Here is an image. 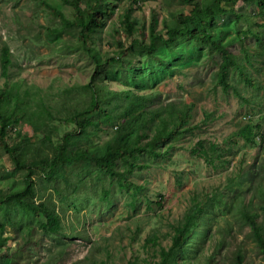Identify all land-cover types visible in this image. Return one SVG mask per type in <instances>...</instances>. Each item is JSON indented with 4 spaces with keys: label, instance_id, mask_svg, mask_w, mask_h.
Instances as JSON below:
<instances>
[{
    "label": "rangeland",
    "instance_id": "rangeland-1",
    "mask_svg": "<svg viewBox=\"0 0 264 264\" xmlns=\"http://www.w3.org/2000/svg\"><path fill=\"white\" fill-rule=\"evenodd\" d=\"M46 1L59 7L66 16L72 15V8L61 0ZM128 4L136 22L145 26L152 11L156 12L161 25L162 19L172 22L170 11L189 8L182 0H117L114 17ZM225 6L233 7L236 12L219 17L212 26L202 29L230 47L247 73L248 80H245L235 69L230 70V85L226 89L215 76L220 54L192 39L180 38L173 51L159 46L153 53L165 62L145 53L146 32L126 35L120 31L119 40L127 48L119 62L105 61L118 48L116 33L104 31L100 41L95 43L101 60L105 61L99 73L102 80L117 89L131 85L142 91H156L158 99L164 102L192 101L196 104L194 124L198 126L176 139L168 154L153 159L145 156L143 161L148 165L136 169L130 177L141 186L136 192L134 185L121 188L116 180L110 183L107 178L89 177L86 180L89 184L80 194L89 195L90 200L77 210V218L72 216L74 209L69 203L53 198L56 208L63 209L66 223L73 222L80 227V234L75 230L69 236L57 235L59 241L65 240L66 244L54 264H77L80 260L81 264H149L156 258V243L170 242V225L190 205L193 196L200 197L205 192L214 193L215 201L219 202H212L205 211L210 234L195 264L208 263L212 251L215 257L211 263L232 264L236 249L242 250L250 264H262L260 252L248 234L249 225L239 215L236 204L242 196L251 197L253 208L264 221V196L253 193L257 179L250 184L251 179L246 177L250 163L264 162V14L259 13L254 4L242 0L225 3ZM57 20L40 0H0V46L7 43L12 51L11 72L33 86L44 89L51 86L54 91L87 82L94 69L92 58L73 33L64 32L59 40L47 39L43 25ZM2 79L0 77V82ZM206 113L208 119L204 120ZM246 123L253 126L258 123L263 139L257 136L252 144L244 143L236 130ZM22 128L34 135L29 126ZM106 133L110 134L111 129ZM103 139L104 135L100 141ZM198 139L205 147L210 142L221 147L225 162L220 163L215 158L210 164L193 154L190 149ZM10 170L9 159L0 150L2 190L6 187L3 177ZM12 175L17 181L21 179L19 171ZM103 186L109 188L106 198L102 194ZM210 214L215 216L211 218ZM78 220L82 222L77 223ZM5 233L11 235L12 232ZM149 236L154 237L155 244L146 242ZM218 242L222 243L219 250L215 249ZM49 255L52 252H41L37 257L43 260Z\"/></svg>",
    "mask_w": 264,
    "mask_h": 264
},
{
    "label": "trees",
    "instance_id": "trees-1",
    "mask_svg": "<svg viewBox=\"0 0 264 264\" xmlns=\"http://www.w3.org/2000/svg\"><path fill=\"white\" fill-rule=\"evenodd\" d=\"M61 1L72 8L71 16L40 0L47 12L58 18L57 22L44 24L43 28L48 40H59L64 32L74 34L94 62L93 74L87 82L56 91L51 86L47 89L33 86L11 72L12 51L7 43L0 46V77L3 78L0 82V150L7 155L12 168L3 177L5 190L0 188V264H54L66 244L65 240L59 241L57 235L69 236L75 230L80 234V227L73 222L66 223L63 209L56 208L53 198L69 203L74 209L72 216L77 218V210L90 200L89 195L80 194L89 184L86 181L89 177L107 178L110 183L116 180L121 188L134 185L136 192L141 186L130 177L136 169L148 165L143 161L145 156L153 159L168 154L176 139L198 126L194 124L196 104L192 101L164 102L158 99L156 91H142L131 85L117 89L102 80L99 73L105 61L119 62L126 54L127 47L118 37L120 31L126 35L146 32L145 53L162 62L164 59L153 52L159 46L173 51L180 38L209 45L220 54L215 76L224 89L230 85L228 74L232 69L248 80L237 54L216 41L211 32L202 29L212 26L219 17L235 13L236 9L226 7L225 3L235 4L240 0H182L189 8L170 11L172 22L162 19L160 25L156 12L152 11L146 26L136 22L130 4L114 17L117 0ZM242 2L254 4L259 13L264 14V0ZM104 31L117 34L118 48L102 61L95 43L100 41ZM207 119L208 113L204 114V120ZM24 125L29 126L34 135H29L22 128ZM62 126L66 128L61 129ZM259 127L258 123L255 126L246 123L239 126L236 134L244 143L252 144L257 136L263 139ZM108 129H111L110 134L106 133ZM102 135L104 139L100 141ZM195 143L191 152L205 162L213 164L215 158L220 163L225 162L223 149L214 142L207 147L201 139ZM18 171L21 173L19 181L12 175ZM246 177L251 179L250 184L257 179L253 193L264 196V162L250 163ZM102 188L103 197H108L109 188ZM212 202H219L215 201L214 193L193 196L190 205L170 225V242L156 243V258L149 264H195L194 260L207 246L210 229L204 217ZM236 208L249 225L248 234L264 264V221L260 212L253 208L251 197L242 196ZM214 216L210 214L211 218ZM8 231L11 235H6ZM146 242L155 244L154 237L149 236ZM221 247L222 243L218 242L215 249ZM41 252H52V255L41 260L37 257ZM244 256L242 250L236 249L232 264H250ZM209 257L206 264H213L214 251Z\"/></svg>",
    "mask_w": 264,
    "mask_h": 264
}]
</instances>
